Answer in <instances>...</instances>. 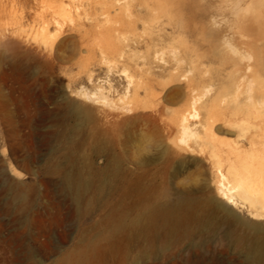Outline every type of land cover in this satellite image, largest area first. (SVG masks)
<instances>
[{"label":"rangeland","instance_id":"1","mask_svg":"<svg viewBox=\"0 0 264 264\" xmlns=\"http://www.w3.org/2000/svg\"><path fill=\"white\" fill-rule=\"evenodd\" d=\"M211 2L0 0V264H264L250 256L264 219L233 207L219 176L230 178L234 142L264 137V87L247 74L237 106L232 68L176 64L183 20L197 38L220 31ZM257 11L246 35L261 39L264 63V0ZM210 117L232 139L206 135ZM95 173L77 192L72 182ZM165 194L194 203L190 232L150 241L133 221Z\"/></svg>","mask_w":264,"mask_h":264},{"label":"bare ground","instance_id":"2","mask_svg":"<svg viewBox=\"0 0 264 264\" xmlns=\"http://www.w3.org/2000/svg\"><path fill=\"white\" fill-rule=\"evenodd\" d=\"M190 1L194 6H205L206 9L212 7L211 0ZM259 3L260 0H220V6H217V11L208 14L210 18L209 23L220 30L214 37L204 36L197 38L194 36V31L187 30V26L193 18L191 15L200 11L199 9L194 12H192V9V14L190 15L192 18L189 20H183L181 24L182 36L178 41L177 67L181 68L190 66V68H195V64L199 63L201 60L199 64L203 61L209 63L219 62L222 66H225V68H232L234 73L237 74L236 78H234L236 95L235 103L237 106L240 105V103L243 105L242 100L238 101V96L242 94V89L240 88H243L244 84L247 83V74L253 75L255 81L264 87V63L261 54L263 48L259 44L261 39H251L246 35V27L248 23L258 21L257 9L259 8ZM201 12L202 8L200 13ZM196 17L197 16H195V18ZM192 20L194 21V18ZM197 20L195 21L196 23ZM196 23L195 25H197ZM216 76L214 75L213 77ZM211 80L209 83H211ZM206 82V77L200 75L197 77L195 85L203 86ZM134 88L135 92L133 98L137 107H139L144 101L141 98L140 85L136 84ZM190 90H192V88H190ZM182 91V87H176L170 90V94L172 95L171 99H179L182 96ZM181 122V128L183 127L187 132L200 138L197 129L191 127L192 125H190L188 121ZM225 126L231 127L233 126V123L225 122ZM203 127L206 135L212 137L216 142H222L217 140L218 135L220 137L232 139V137L228 135L235 134L229 130L221 132L225 133L223 135L217 134L214 131L215 127L212 117L206 120ZM241 129L245 130L246 128L243 127ZM170 131L172 132L173 128ZM234 143L235 145H232L233 147L228 151V155H232L233 158V161L230 163V178L228 179L225 175L219 173L220 179H223L225 181L223 183L227 184V189L224 194L236 196L232 199L233 207H240L238 205V199H240L248 204L250 215L259 219H264V137L261 138L259 135L250 137L247 139L246 144H244V140H241V143L240 141ZM96 176L97 178H100V174L95 173L92 177L89 176L81 182H71L76 186L78 185L77 187L75 186L77 192L80 190H89L93 185L92 178H95ZM193 204L192 200L183 195L177 197L175 200H168L165 194L162 195L161 198L147 205L140 213L139 217L133 221V224L139 225L144 221L145 224L141 232L150 241H153L154 234L159 230L163 232L165 240L174 241L180 235H189L190 231L185 227V223L189 219V212L190 209H192ZM225 208H227L232 214V208L230 205H225ZM197 221L202 223L203 219L198 218ZM123 226L124 223L121 221L118 224L116 231ZM254 228L258 229L255 226ZM150 247L151 246H149V248ZM250 256L256 262H261L264 259V247L258 246L251 248ZM80 258L82 257L80 256Z\"/></svg>","mask_w":264,"mask_h":264}]
</instances>
